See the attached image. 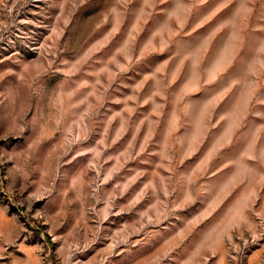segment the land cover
Masks as SVG:
<instances>
[{
  "label": "rangeland",
  "instance_id": "1",
  "mask_svg": "<svg viewBox=\"0 0 264 264\" xmlns=\"http://www.w3.org/2000/svg\"><path fill=\"white\" fill-rule=\"evenodd\" d=\"M0 264H264V0H0Z\"/></svg>",
  "mask_w": 264,
  "mask_h": 264
}]
</instances>
